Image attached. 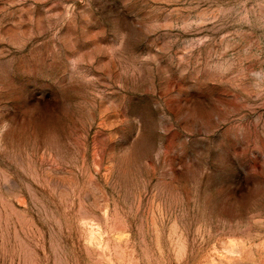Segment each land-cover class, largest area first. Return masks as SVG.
Instances as JSON below:
<instances>
[{"label":"rangeland","instance_id":"374dc122","mask_svg":"<svg viewBox=\"0 0 264 264\" xmlns=\"http://www.w3.org/2000/svg\"><path fill=\"white\" fill-rule=\"evenodd\" d=\"M0 264H264V0H0Z\"/></svg>","mask_w":264,"mask_h":264}]
</instances>
